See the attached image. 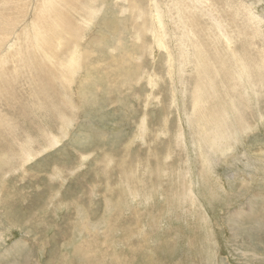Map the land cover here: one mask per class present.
<instances>
[{
    "label": "rangeland",
    "instance_id": "374dc122",
    "mask_svg": "<svg viewBox=\"0 0 264 264\" xmlns=\"http://www.w3.org/2000/svg\"><path fill=\"white\" fill-rule=\"evenodd\" d=\"M44 1L0 0V264H264V0Z\"/></svg>",
    "mask_w": 264,
    "mask_h": 264
},
{
    "label": "bare ground",
    "instance_id": "6f19581e",
    "mask_svg": "<svg viewBox=\"0 0 264 264\" xmlns=\"http://www.w3.org/2000/svg\"><path fill=\"white\" fill-rule=\"evenodd\" d=\"M55 2H57L56 0H45L44 1V4H51V3H55ZM191 2V1H190ZM194 2V1H193ZM196 2V1H195ZM197 3V2H196ZM183 4V3H182ZM185 7V6H184ZM46 9V8H45ZM44 9V10H45ZM182 11V10H181ZM183 12H180L179 13V15H178V20L181 18V16L183 15L182 14ZM248 13L250 14L251 13V6L249 7V9H248ZM250 19L252 20V21H257V19H255L254 17H252V16H250ZM250 22V21H249ZM251 23V22H250ZM256 31V30H255ZM186 32H187V36H186V39L187 40H189V39H191V32L188 30V27H187V29H186ZM185 33V32H184ZM251 33V32H250ZM258 33V32H257ZM158 34L160 35L161 34V31H159L158 32ZM254 38V37H253ZM183 39H184V36H183ZM246 73V72H245ZM240 78H242L241 76H240ZM259 87V86H258ZM235 131V130H234ZM226 132V131H225ZM231 133V132H230ZM233 135V134H232ZM216 144V143H215ZM213 145H214V143H213ZM221 147V146H220ZM212 148V147H211ZM210 148V149H211ZM214 153V152H213ZM26 157H27V155H25Z\"/></svg>",
    "mask_w": 264,
    "mask_h": 264
}]
</instances>
